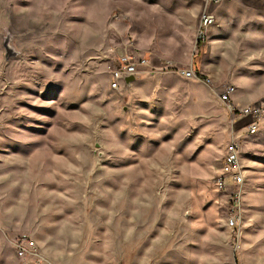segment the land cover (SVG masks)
Here are the masks:
<instances>
[{
    "label": "rangeland",
    "instance_id": "rangeland-1",
    "mask_svg": "<svg viewBox=\"0 0 264 264\" xmlns=\"http://www.w3.org/2000/svg\"><path fill=\"white\" fill-rule=\"evenodd\" d=\"M223 5L229 46L196 49L202 0H0V264H264V116L235 128L237 229L215 184L233 131L218 89L264 105V0ZM117 48L200 76L112 90Z\"/></svg>",
    "mask_w": 264,
    "mask_h": 264
},
{
    "label": "built area",
    "instance_id": "built-area-1",
    "mask_svg": "<svg viewBox=\"0 0 264 264\" xmlns=\"http://www.w3.org/2000/svg\"><path fill=\"white\" fill-rule=\"evenodd\" d=\"M225 0H202V10L199 15L195 36V48L206 46L210 41V32L217 23L216 8ZM113 68L109 71L108 86L112 90L122 91V86L129 87L133 81L127 82L128 77L135 79L145 73H154L159 69H173L180 76L190 79L200 76L194 62L187 68L174 66L171 61H165L164 66H156L149 59L126 51L122 48L115 49ZM210 82V79L207 78ZM236 87L233 84H225L217 91L219 99L224 102L230 111L233 122V131L226 144L222 158L221 170L215 179L219 191L226 192L229 198L230 215L227 225L232 229L239 227L242 220L243 197L246 177L244 167L240 160L242 136H253L260 131V125L264 116V105H239L233 98ZM235 128L242 129V136L235 132ZM237 129V131H238ZM228 189H230L228 191ZM16 254L23 258L34 252L35 241L24 235L14 243Z\"/></svg>",
    "mask_w": 264,
    "mask_h": 264
},
{
    "label": "crops",
    "instance_id": "crops-1",
    "mask_svg": "<svg viewBox=\"0 0 264 264\" xmlns=\"http://www.w3.org/2000/svg\"><path fill=\"white\" fill-rule=\"evenodd\" d=\"M225 9L227 10L228 9V5H223L222 6V4L220 5V6H218L217 8H216V10H215V12H216V15H217V17L219 16L220 17V19H222L223 18V12L225 11ZM231 15H227V13L225 14V18H226V21L228 22V19H230L229 17H230ZM227 26H218V27H213L212 28V30H211V33H213V34H215L216 33V36L218 37V39H220L221 37H224L225 36V39H226V43H225V45L226 46H229L228 45V40L227 39H229V38H227L228 37V35L230 34L229 33V31H228V29L226 28ZM211 38V37H210ZM221 39H223V38H221ZM219 41V40H218ZM239 103L240 104H246L247 103V101H239Z\"/></svg>",
    "mask_w": 264,
    "mask_h": 264
},
{
    "label": "water",
    "instance_id": "water-1",
    "mask_svg": "<svg viewBox=\"0 0 264 264\" xmlns=\"http://www.w3.org/2000/svg\"><path fill=\"white\" fill-rule=\"evenodd\" d=\"M135 80V78L133 77V76H131V77H128L127 79H126V81L129 83V82H131V81H134Z\"/></svg>",
    "mask_w": 264,
    "mask_h": 264
}]
</instances>
